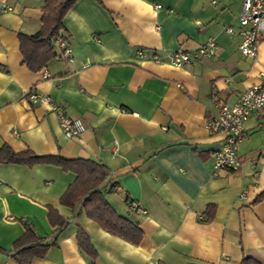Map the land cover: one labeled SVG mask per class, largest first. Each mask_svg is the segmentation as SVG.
<instances>
[{
    "label": "crops",
    "instance_id": "1",
    "mask_svg": "<svg viewBox=\"0 0 264 264\" xmlns=\"http://www.w3.org/2000/svg\"><path fill=\"white\" fill-rule=\"evenodd\" d=\"M44 4L0 0L11 9L0 14V150L106 165L116 186L107 200L144 238L133 245L62 206L75 174L0 164V264H17L11 254L27 228L49 243L58 237L33 264H264V114L246 124L236 173L215 170L220 137L205 129L218 115L216 100L233 105L261 82L264 45L256 60L243 58L240 38L226 32L238 29L241 2L78 0L61 35L73 62L56 47L59 56L34 73L23 64L19 36L40 31ZM210 39L217 56L188 67L138 57L145 50L167 58ZM32 90L79 121L80 137L69 139L46 106L25 99ZM132 203L147 214L136 215ZM50 208L69 222L62 231L49 221ZM79 229L97 250L96 262L80 250Z\"/></svg>",
    "mask_w": 264,
    "mask_h": 264
},
{
    "label": "trees",
    "instance_id": "2",
    "mask_svg": "<svg viewBox=\"0 0 264 264\" xmlns=\"http://www.w3.org/2000/svg\"><path fill=\"white\" fill-rule=\"evenodd\" d=\"M77 2L78 0H45L40 31L36 35L19 36L23 64L31 72L42 71L49 62L59 56L55 41L66 30L64 18ZM0 164L30 167L52 165L64 172L75 174L77 179L61 197L60 204L73 210L77 215L84 212L87 218L103 230L128 243L139 245L142 242L144 235L141 228L121 216L106 198V194L116 188L115 185H111L112 172L106 165L85 159L39 156L30 150L15 153L9 146H4L0 150ZM48 217L51 224L60 227V231L69 225V222L52 208L49 209ZM209 220H212V215ZM76 239L80 250L92 262H96L99 254L87 233L79 229ZM57 241L58 237L52 243L46 242L37 237L31 228H27L26 233L14 244L11 257L17 264H33L35 260L45 258L49 250L57 245Z\"/></svg>",
    "mask_w": 264,
    "mask_h": 264
},
{
    "label": "built area",
    "instance_id": "3",
    "mask_svg": "<svg viewBox=\"0 0 264 264\" xmlns=\"http://www.w3.org/2000/svg\"><path fill=\"white\" fill-rule=\"evenodd\" d=\"M227 0H211V5L219 7ZM240 1L242 10L238 18V29L227 27L229 35H237L240 40L239 52L243 58L256 60L259 47L264 45V0H230ZM156 9L161 6L156 5ZM6 7H0V14ZM56 47L61 51V57L69 63L73 62V52L67 39L60 36L55 41ZM219 45L216 40L210 39L192 51L178 50L167 58L155 52L140 50L138 57L141 61L155 64H166L176 68H184L193 65L197 60H209L217 56ZM261 82L245 91L239 100L229 105L215 101L219 112L215 117H209L205 121L206 131L213 137H220V148L213 153L216 171L236 173L242 167V159L239 154V145L245 136L246 124L253 116L264 114V71L261 72ZM32 105L46 106L58 119L60 128L69 139L80 137L82 126L79 121L67 115L64 108L53 100L32 90L25 95ZM117 152V149L115 150ZM131 209L136 215L143 216L147 212L138 204L132 203Z\"/></svg>",
    "mask_w": 264,
    "mask_h": 264
}]
</instances>
